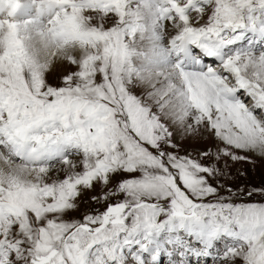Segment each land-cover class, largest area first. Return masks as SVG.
Segmentation results:
<instances>
[{"label": "snow or ice", "instance_id": "1", "mask_svg": "<svg viewBox=\"0 0 264 264\" xmlns=\"http://www.w3.org/2000/svg\"><path fill=\"white\" fill-rule=\"evenodd\" d=\"M29 3L0 0V264H264V0Z\"/></svg>", "mask_w": 264, "mask_h": 264}, {"label": "rangeland", "instance_id": "2", "mask_svg": "<svg viewBox=\"0 0 264 264\" xmlns=\"http://www.w3.org/2000/svg\"><path fill=\"white\" fill-rule=\"evenodd\" d=\"M64 69L61 68L60 71L51 74L50 79L54 78L57 74H59ZM237 170H247V179L252 184H259L262 180H264V158L253 157L251 162H241L236 165ZM166 262V259H165ZM160 264H164L163 257L161 258Z\"/></svg>", "mask_w": 264, "mask_h": 264}, {"label": "bare ground", "instance_id": "3", "mask_svg": "<svg viewBox=\"0 0 264 264\" xmlns=\"http://www.w3.org/2000/svg\"><path fill=\"white\" fill-rule=\"evenodd\" d=\"M22 2L25 4V8H30L32 5L29 3V0H22ZM26 10V9H23ZM18 12L16 13L14 19L17 21H25V20H38V18L32 17V13H27L25 11L22 12L21 15L17 16ZM6 14L3 13V11H0V18H3ZM33 43L35 44L36 49L38 50V54L40 55V57L43 59L44 58V49H43V45L40 41V37L39 36H34V40ZM61 69L60 66H57L56 68L53 69L52 74L56 73L57 71L59 72ZM189 264H192L194 261L197 262V260L195 258H191L189 257ZM204 264H209L207 262H204Z\"/></svg>", "mask_w": 264, "mask_h": 264}]
</instances>
